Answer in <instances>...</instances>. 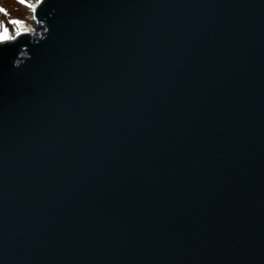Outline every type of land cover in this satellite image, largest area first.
<instances>
[{
	"label": "water",
	"instance_id": "obj_1",
	"mask_svg": "<svg viewBox=\"0 0 264 264\" xmlns=\"http://www.w3.org/2000/svg\"><path fill=\"white\" fill-rule=\"evenodd\" d=\"M0 40V264H264V0H44Z\"/></svg>",
	"mask_w": 264,
	"mask_h": 264
},
{
	"label": "rangeland",
	"instance_id": "obj_2",
	"mask_svg": "<svg viewBox=\"0 0 264 264\" xmlns=\"http://www.w3.org/2000/svg\"><path fill=\"white\" fill-rule=\"evenodd\" d=\"M39 0H0V21L10 22L13 20L20 21L14 27L22 30H28L32 35H37L38 31H43L37 26V18L30 4ZM9 36H14L12 28L7 29ZM2 40V39H1Z\"/></svg>",
	"mask_w": 264,
	"mask_h": 264
},
{
	"label": "bare ground",
	"instance_id": "obj_3",
	"mask_svg": "<svg viewBox=\"0 0 264 264\" xmlns=\"http://www.w3.org/2000/svg\"><path fill=\"white\" fill-rule=\"evenodd\" d=\"M44 0H39V1H34L30 4L31 6V9L32 11H34L35 13V16L37 18V10L39 8V6L43 3ZM38 24V23H37ZM15 25H12V23H10L9 21L8 22H3V21H0V40L1 39H11L12 37L14 36H18L16 39H18L21 35V33L23 32V30L21 31L19 28L17 27H14ZM9 28H12L13 31L15 32L14 36H9L8 33H7V29ZM24 31H27L28 35L30 36V38H34V37H37V36H40L41 35V32L43 31H38V34L37 35H32L28 30H24Z\"/></svg>",
	"mask_w": 264,
	"mask_h": 264
},
{
	"label": "snow or ice",
	"instance_id": "obj_4",
	"mask_svg": "<svg viewBox=\"0 0 264 264\" xmlns=\"http://www.w3.org/2000/svg\"><path fill=\"white\" fill-rule=\"evenodd\" d=\"M11 23H12V24H18V23H20V21L13 20V21H11Z\"/></svg>",
	"mask_w": 264,
	"mask_h": 264
}]
</instances>
